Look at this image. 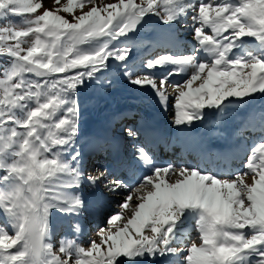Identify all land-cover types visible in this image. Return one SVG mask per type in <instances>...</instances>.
I'll return each instance as SVG.
<instances>
[{"label": "snow or ice", "instance_id": "6c2138e0", "mask_svg": "<svg viewBox=\"0 0 264 264\" xmlns=\"http://www.w3.org/2000/svg\"><path fill=\"white\" fill-rule=\"evenodd\" d=\"M107 7L114 11L104 16L93 6L75 17L76 22H70L49 9L37 14L41 8L37 0H0V21L6 22L0 27V55L11 58L0 79V171L4 173L0 184L5 185L0 190V208L14 229L10 235L7 228L0 227V250H4L0 251V264H73V258L75 264H122L121 257L123 264H138L146 256H178L181 250L173 244L188 218L194 219L198 242L186 249L185 264H264V138L251 148L244 164L250 183H245L239 172L234 179H219L197 167H154L136 188V202L130 190L121 204L122 211L110 216L108 224L115 225V231L101 228L99 244L91 241L86 250L61 243L60 253L65 257L61 259L45 242L49 209L80 204L78 198L64 192L78 187L79 176L57 149L78 130L77 106L69 94L102 69L110 57L123 61L130 52L127 47L110 49L107 44L94 43L99 38L126 34L146 13L170 23L191 11L198 48L190 55H161L147 63L152 68L171 62L177 65L173 69L176 74L191 71L186 80L173 85L178 93L176 126L202 120L205 107H223L227 98L264 93V0H147L146 4L119 0V4ZM18 16L24 17L23 27L11 21ZM206 26L211 35L204 34ZM228 29L231 32L225 34ZM245 36L254 37L262 51L230 55ZM25 43L29 46L21 47ZM201 51L212 57L210 62L197 59ZM69 70H76L75 74ZM129 80L138 86H151L162 103L168 98L163 77L160 87L147 75L129 76ZM197 80L201 82L193 87ZM124 131L137 135L130 128ZM136 154L151 164L144 147L136 146ZM103 174L99 171L90 179ZM172 177L173 182H169ZM109 187L116 191L124 185L114 181ZM125 211L131 215L121 227L116 222ZM146 227L151 235H143ZM101 244H107L106 254L102 255ZM93 254L96 258L81 259Z\"/></svg>", "mask_w": 264, "mask_h": 264}, {"label": "bare ground", "instance_id": "6f19581e", "mask_svg": "<svg viewBox=\"0 0 264 264\" xmlns=\"http://www.w3.org/2000/svg\"><path fill=\"white\" fill-rule=\"evenodd\" d=\"M167 34L168 33H164V32L160 33L158 31H156L154 36L157 35V39H154V38L151 39L150 38L148 43H145L143 46L144 48H149L152 45V47L147 49L144 53L140 52L137 57H133L131 59V65L135 66L138 63H140L139 66H136L134 68V74L131 75L132 79H136L138 77H143V76L147 75L149 77L154 78L156 81L157 87H160L161 77H163L162 75H164L166 73L164 72V74H162L161 76L156 77L157 75H155V72L156 71L158 72L159 70L161 72H163V69H165L168 66L172 67V70L169 72V78L175 79V75H174L175 73L173 72V69L176 67L174 65L167 62L163 65L149 68V67H147L148 59H150L149 57L154 56V55L158 57V56H160L159 54L167 53L164 50L165 48H161L163 45L167 44V45L171 46L172 48H181L183 45V42H184V44L185 43L186 44L189 43V44H188V47L186 46V52H183L179 56L190 55L194 52V49L191 47L193 45L192 41L195 42V40H194V38H193V40H187L186 36L182 37V35L178 34L177 31L170 32L168 35ZM177 34L180 36H177ZM181 41H183V42H181ZM154 43H160V46L158 44L153 45ZM195 44H196L195 48L197 49L198 43H195ZM202 52L203 51L200 52L202 57H205L209 61H211L212 57H210L206 53H202ZM168 54L174 56L173 53H168ZM145 59H147L146 60L147 63L144 61ZM197 59L202 60L200 58H197ZM202 61H205V60H202ZM128 66H130V65H128ZM130 68L132 70L133 67L130 66ZM164 76H166V75H164ZM189 76L190 75L188 74V76L185 77L183 80H186ZM163 78H165V77H163ZM123 79L125 80L126 76L123 77ZM179 82H181V80ZM175 83L176 82H174V84ZM199 83H198V85H199ZM174 84H173V82L171 83L170 81H166V83L164 85V89H165V92H167L166 94L168 95V98L164 103L161 102L159 96L156 94V92L149 85L138 86L134 83H131V85L129 86V90L133 89L131 91V93L141 97V102H139V103H140L141 109L146 110V115H144V117L148 119V125L151 127H154L156 125V121H157L158 122L157 125L161 124L163 126H167V128H169V130H171V133H174L178 128H180V131H185V130H183V128H181L182 126H178L176 128V125H174V119L170 118L172 113H174V111H175V108H174L175 99H173V98L176 95H178V93H176L175 91H172ZM167 86H169V89L166 90ZM115 92H117V93H115ZM115 92L111 93V95L109 94V96L113 97L112 98L113 100H118L117 101L118 103L120 101H121V103L125 102V100H122V99L124 98V95L126 93L124 94L123 92H120L119 90L115 91ZM125 99H126V97H125ZM127 100H129V99H126V101ZM108 103H110V102L108 101ZM125 103H127V102H125ZM234 103H236V102H230L229 104L234 105ZM134 104H135L134 101H130V105H134ZM106 106H107V108L108 107L110 108V114H108V116L103 115L101 117L102 119H104V121L101 125L93 124L94 126H97L99 129L105 130V127H107L108 122H112L115 119L117 121L116 123H120L121 120L132 119L130 117L128 110L124 109V112H121L120 110L118 112H114V110L112 109L113 105L112 106L106 105ZM106 106H105V108H106ZM120 106H121V104H120ZM125 106L127 108V104H125ZM250 107H249V109H250ZM90 108L91 107H89V109ZM215 109L216 108H211L210 110H213L215 112ZM89 111H91V110H89ZM105 111L106 110L104 109L102 112H105ZM206 111L209 112L208 110H206ZM98 112H99V110L96 111L95 114ZM250 113L251 114L249 115V117H247V119H244V117L242 115L235 112V113L227 116L230 120L229 122H227V120L224 119V121L222 123L214 124V126H211L212 124L210 123L211 124V125L209 124L210 127L204 126V125L201 127V132H200L201 135L198 136V139H202L205 135H207V139L209 140L208 152L203 153L201 150H198V149H195V151L201 156V158H205L206 161L209 163V166L211 169V172H209V173L216 175L219 179H234V178H232V175H230L227 171H223V172L218 173L217 170L220 168L221 165H226L227 167H230L231 169H235L236 170L235 172H237L239 170H238V165H237L236 161L238 159H240L238 162V164H239L241 162V160L243 158H245L246 153L250 152V154H251V148L257 144V143H254V141H255L254 134H255L256 130L254 132H252V130L254 129L255 126H258L260 128L261 137L264 138V110L260 111L259 109H255L254 111H251ZM99 114L100 113H98L97 115H99ZM255 115H259V118L255 119V117H254ZM207 116H208V113H207V115H205V117H207ZM215 117H217V116L215 115ZM227 117H225V118H227ZM153 118L156 121H154V120L150 121ZM236 120H238V122H239V124L237 125V126H239V128L248 126L246 129L250 128L249 132L246 133V130H245L243 133H241V132L236 133V131L234 130ZM193 123L199 124V123H201V121L197 122V123H195V121H194ZM171 125L174 128H172ZM199 125H201V124H199ZM113 129H114L113 131H116L115 128H113ZM187 133H190V132H187ZM244 136L245 137H247V136L251 137L252 142H250V143L245 142ZM82 141L83 140H81L80 142H82ZM256 141L260 142L261 140L257 139ZM79 143L76 142V144H79ZM223 143H224V146H222ZM91 144H92L93 148L98 147L96 143L91 142ZM80 149H82V148H80ZM195 151H193V154L196 153ZM181 152H182V155L189 161L190 157H191V155H189L190 152L183 151V150ZM80 157L81 158L83 157V153H80ZM219 157H220V161H217V159ZM233 158H235V160H232ZM103 164H104V162H100V164H97V165L95 164L94 166L92 164L87 165L85 167V174H87L89 176H94L96 174V172L101 169V166H103ZM171 165H173L177 168H179L181 166V165L178 166V165H174V164H171ZM160 167H164V166L160 165ZM190 167H197L198 169H200L195 163H192ZM151 173H146V176L150 175ZM97 174H98V172H97ZM78 176H79L78 184H80V182H81L80 180L82 179L80 176H82V174L79 173ZM173 180H174V177L170 178L169 182H173ZM140 183L141 182L137 183L135 188L140 187ZM75 187L76 186L66 188V189H64V192L67 193V195L69 197L77 196V194L75 195V191H76ZM83 187L86 189L94 188L95 192L88 195L90 198V200L88 202V208H93V209L91 212L82 213V216H81L82 218L78 222L79 229L85 228V226L83 225V219H84L83 217L87 216L88 218L92 219L90 222V225H93V224L97 225L98 224V226H99L98 233H100L101 228L105 229V232H107V230L110 227H111V230L115 231V225L110 226L109 224H107V225L102 224V220L100 218L99 210L105 208V212L108 216H111L115 213H120L122 211L121 204L123 203L124 198L128 195V193L124 194L123 192H118L121 194L117 193V195L114 197V199H110V200L105 201L104 200L105 199L104 193H106V191L100 190L99 186L96 187L94 185V181H92V184L83 185ZM142 194L143 193H140V195H142ZM131 195H132L133 202H136L135 200H136L137 192L132 193ZM91 203H92V207L90 206ZM106 204L108 207L104 206ZM132 207H135V204H133ZM74 209H76V208H74ZM65 210H66V208L64 205H54L49 209V214L47 217L52 218L55 215H62V213ZM82 211L83 210H80V212H82ZM130 215H131L130 212L125 211L124 215L121 216V221H117L116 224H119L122 227L123 223L126 222L127 217H129ZM3 219L6 220L7 222L9 221V219H5V218H3ZM3 219L0 220V222H1L0 225L2 227L6 228V225H5ZM130 228H131V226H130ZM189 228H190L189 226L186 228L182 227L178 230L177 235L179 236V239L176 243L173 244V247L181 249L180 246L184 244V241H187V239H189L192 236V235H190L192 232L189 230ZM12 231L14 232V229H12ZM147 231L150 232V229L148 230L147 227L142 229V233L147 232ZM98 233L97 232L93 233V235H91L90 237H87V235H85L84 238H87L88 240H86V239L84 240L83 236L81 235L80 236L81 242H78L76 244L87 250L90 247L91 241H95L98 244L100 243V235ZM131 234L134 237L136 236V233L134 231H132ZM149 235H151V234H149ZM70 240H71V238L70 239L67 238V241L71 242ZM188 244L189 243H187V245ZM184 247H186V246H184ZM54 249H56V250L58 249V248H56V244H55ZM182 251L183 250L180 251V254L178 256H160L158 259H156V258L153 259L151 257L147 260L146 264H177L180 261L184 260L185 250L183 252ZM106 252H107V244H101L102 255L106 254ZM83 257L84 258L87 257L88 260L96 258L95 254H93V257H88L87 255H85ZM87 259L85 258V260H87ZM118 259H122V257L118 258Z\"/></svg>", "mask_w": 264, "mask_h": 264}, {"label": "rangeland", "instance_id": "374dc122", "mask_svg": "<svg viewBox=\"0 0 264 264\" xmlns=\"http://www.w3.org/2000/svg\"><path fill=\"white\" fill-rule=\"evenodd\" d=\"M37 2L41 3V8L36 10L37 14H42L44 9H49L55 15H60L63 18L69 20L70 22H76L75 17L82 15L83 12L90 10V8L93 6L97 7V9L99 10L101 15L106 16L108 11H114V9L108 8L107 7L108 5L119 4V0H91V2H89V0H72L71 5H69V0H58V2H57V0H37ZM133 2L135 4H141V3L146 4L147 0H133ZM185 2L191 3L192 0H185ZM198 2H199V0H197V3ZM205 2H209V0H205ZM217 2H218V0H217ZM231 2L232 3H239V0H231ZM65 7H70L71 11H64ZM31 15L32 14H25V16H31ZM23 19H24L23 16H18V17H12L11 21L14 24H16L18 27H23ZM5 23H6L5 21H0V27L4 26ZM113 23H115V21H113ZM110 27H111V25H110ZM156 31H158L160 33L161 32L169 33V32H173V31H177L178 33H180V35H182V37L186 36L187 40H193V25H192V13H191V11L187 12L184 15L178 16L174 21H172L170 23L163 22L158 15H155L153 13H146L143 17H141L139 19V21L137 22V24L133 30H130L126 34L121 35L115 39H113L110 36L101 37L97 41H95L94 43H96V44H107V47L110 49H119L121 47H127L130 49V52H129V55H127L126 57H128V56L137 57V54L141 52V49L143 48L144 44L148 43L150 38L151 39L152 38L157 39V35L154 36ZM203 31H204V34H206V35L212 34L210 27L206 26ZM230 32H231V29H228L225 32V34H228ZM30 36H31V34H30ZM41 36L43 39L44 38L43 34H41ZM25 39H28V38H25ZM47 39L51 40L52 38L49 37ZM59 39L63 41L65 39V37L61 36V37H59ZM250 39H255V38L254 37H248V36L240 38V40L238 41L239 47H237L236 50L233 49V53H230V55H233V54L236 55L235 51L242 52L241 49L243 47L247 46L246 42H248ZM10 43H14V41H10ZM192 43L195 44L197 42L192 41ZM27 46H29V45L26 43L21 45V47H27ZM89 46L90 45H82L81 47H89ZM10 59L11 58L6 54L0 55V79H3V71L10 65ZM128 65L132 66L130 60L117 61L115 58L110 57L108 59V61L106 62V65L102 69H99L97 72H95L92 77H88L87 80L91 81V83L93 84V86H91L92 87V90H91L92 95H90V96L93 97L95 92L102 93V92L112 90L114 87H115L114 90L120 89L119 84H124V83L128 82L129 77L126 76V79L124 80L123 77H125V76H122L124 73L123 70L124 71L125 70H129V71L131 70L130 66H128ZM78 67H82V66H78ZM75 71L76 70H69V73L75 74ZM29 75L33 79H38V78L34 77V75H31V74H29ZM58 75H63V74H57V76ZM198 81L199 80L194 82L193 87L198 86ZM127 85L129 87L131 84H127ZM110 87H112V89H110ZM167 89H169V86L166 87V90ZM132 90L133 89H130V91H132ZM69 96L71 99L75 100L76 106H77L78 130H77L76 135H80V134H83L85 132V126L90 122V120L94 116H101L102 117L104 115L103 113H106V116H108V114H110V108L109 107H108L109 109H107V111L101 112V114H99V115H97V114L100 113V111L95 114V112L98 111V109H96V108H97V106H99V104H101V101L96 102V105H94V107H93V105L91 106L90 103L88 102L86 96H85V89H80L78 93H74V96H73V91H72L69 94ZM99 97L101 98V95ZM125 97H126V94L124 95V98L122 100H124ZM112 98L113 97L109 96L108 100H107V103H108V101L110 102L108 104L110 106L118 103L117 102L118 100H113ZM173 99H175V97ZM113 101H115L114 102L115 104H113ZM227 101L228 102L225 103L223 107L216 108L215 112L213 110H209L210 108L205 107L206 109L204 108L203 111L209 110V112H205L204 115H206L208 113V117L209 116L214 117L215 120H217V122H219L223 118V115H224L226 108L227 109L235 108V110L237 112H239L237 110L240 107L239 104H236V105L234 104V106L230 105L229 103L232 101H236V102L242 101V103L244 101V103L249 104L251 106L248 113H247V115H249L251 110L256 109V108H254L255 103L260 102V101L264 102V93H261L258 91L256 93L251 94L250 96H246L242 99L230 97V98H227ZM125 104L122 106V109H120L121 112H124V109H127ZM89 107H91V108L89 109ZM89 110H91V111H89ZM215 115L217 117H215ZM243 116H246V115L243 114ZM170 118H172V119L175 118V111H174V113H172ZM225 120H227V122L230 121L228 117L225 118ZM8 126L10 127L11 125H8ZM208 127H210V126H208ZM17 130L20 131L22 129L20 127H17ZM240 132L242 133L243 131H238L236 133H240ZM257 137H259V136H257ZM76 138L77 137L74 136L66 144H64L62 146H57V149L59 151V154H60V157L62 158V160L68 162V164L72 168L74 167L73 159L69 158V156L66 153L69 151V148L72 146V141L76 140ZM250 138L251 137L247 136L244 138V141L247 143L248 142L250 143V142H252V139H250ZM254 139H255L254 143H259V141H256L257 140L256 136L254 137ZM248 155H250V152L246 153L245 158H243L242 161L240 162L241 166H244ZM49 158H51L50 154H49ZM237 172H239L241 174L245 183H250L249 177L245 176L243 171L239 170ZM237 172H234L231 174L232 178H235V174ZM2 175H4V173L2 171H0V176H2ZM4 187H5V185L0 184V190H3ZM1 215H3V216H1ZM3 218L9 219L8 214H6L5 211L2 208H0V220H2ZM0 224H1V222H0ZM188 226L191 228V229L189 228V230L192 232L190 234L192 236L189 239H187V241H184V244L180 246L181 247L180 250H183V251L185 250L184 256L187 255L186 249L191 245V243L193 241L198 242V233L195 230L194 219H192V218L186 219L184 224L181 226V228L182 227L186 228ZM0 227H2V226L0 225ZM7 230L9 231L10 235H14V232L11 230V228H9ZM148 233L151 234L150 232L147 231V232H144L143 235H149ZM187 243H189V244L187 245ZM184 246H186V247H184ZM14 249H15V246H14ZM14 249H9L7 251L11 252ZM0 251H4V250H0ZM83 256H85V255H83ZM83 256L81 257V259H84V260H85V258L87 259V257L84 258ZM159 257L160 256L157 255L155 258L158 259ZM149 258H151V257L146 256L145 258L138 260V264H146L147 260ZM121 260H122V264H123L124 258H122ZM177 264H185V261L182 260Z\"/></svg>", "mask_w": 264, "mask_h": 264}]
</instances>
